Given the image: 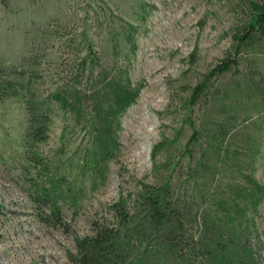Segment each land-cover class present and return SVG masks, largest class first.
<instances>
[{"label": "rangeland", "instance_id": "rangeland-1", "mask_svg": "<svg viewBox=\"0 0 264 264\" xmlns=\"http://www.w3.org/2000/svg\"><path fill=\"white\" fill-rule=\"evenodd\" d=\"M249 17L246 0H0V62L36 73L33 111L36 124L45 121L28 135L24 98L0 99V264H76L75 235L111 221L120 196L139 211L141 184L163 182L199 246L180 261L142 248L152 239L132 238L145 264H216L203 245L211 233L238 264H264V36L235 51ZM234 56L235 67L191 97L204 73ZM100 66L139 90L118 116L113 155L93 173L83 163ZM74 84L80 118L53 96L40 104L59 85L70 98ZM47 176L56 180L46 200ZM50 202L64 224L51 218Z\"/></svg>", "mask_w": 264, "mask_h": 264}, {"label": "trees", "instance_id": "trees-1", "mask_svg": "<svg viewBox=\"0 0 264 264\" xmlns=\"http://www.w3.org/2000/svg\"><path fill=\"white\" fill-rule=\"evenodd\" d=\"M250 9V17L246 23L248 29L237 36V46L243 41L253 42L264 36V0H246ZM85 44V48H88ZM237 64L236 56L223 58L213 65L204 77L191 89V97L197 96L205 89L206 81L210 75L220 73ZM84 69V61L80 62V71ZM35 72H24L21 67L5 65L0 62V99L7 96H20L24 98L29 110V132L33 135L42 131L45 121L41 125L36 124L37 117L33 111L35 100L34 80ZM98 83L91 84L89 89L91 97V127L93 131V148L89 160L83 164L89 167L93 173H101L100 163L113 155L116 141L114 139V127L118 123L119 114L137 96L139 85H132L126 73L109 72L104 67H99L95 75ZM78 83L79 80H76ZM53 96L64 107H68L76 118L81 117L82 91L74 84L69 96L61 85L56 86L41 99L44 105L45 99ZM194 137V133L189 139ZM45 173V172H44ZM46 174V173H45ZM57 178V177H55ZM48 185L43 186L41 193L44 199L53 196L54 181L49 178ZM135 203L139 211H130L125 199L120 196L110 206V220L103 221L93 227L92 232L75 235L74 246L76 264H145L146 253H132L131 239H152L153 245L142 246L150 248L153 255L177 257L184 261V254L199 246V240L192 239V235L186 232L181 208L171 201L168 184L159 185L142 183L136 194ZM49 212L55 223L64 224L60 216V207L54 202L49 203ZM48 204V205H49ZM204 248L216 264H238L240 259L237 254L229 250L226 239L216 238L211 233L205 234ZM196 243V244H195ZM201 244V243H200ZM203 245L201 247H203ZM142 249V250H145Z\"/></svg>", "mask_w": 264, "mask_h": 264}]
</instances>
